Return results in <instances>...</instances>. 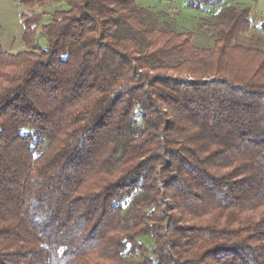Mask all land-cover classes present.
I'll return each instance as SVG.
<instances>
[{"label":"trees","instance_id":"trees-1","mask_svg":"<svg viewBox=\"0 0 264 264\" xmlns=\"http://www.w3.org/2000/svg\"><path fill=\"white\" fill-rule=\"evenodd\" d=\"M191 1L212 45L136 0L0 42V264H264V13Z\"/></svg>","mask_w":264,"mask_h":264},{"label":"rangeland","instance_id":"rangeland-1","mask_svg":"<svg viewBox=\"0 0 264 264\" xmlns=\"http://www.w3.org/2000/svg\"><path fill=\"white\" fill-rule=\"evenodd\" d=\"M61 0H54L47 5L26 7L21 0H0V42L8 51H19L26 46L22 41L23 23L22 13L25 11L43 13V21L47 22L53 17V13L64 5ZM229 0H219L225 3ZM138 6L152 12L149 19L158 26L177 27L179 30L192 31L194 41L200 46L212 45L215 40L214 25L211 17L218 12L219 6L202 7L196 9L191 0H136ZM252 4L256 17L261 19L264 13V0H245L240 5ZM260 16V17H259ZM41 30V28H40ZM40 46L47 44V39L38 34Z\"/></svg>","mask_w":264,"mask_h":264}]
</instances>
